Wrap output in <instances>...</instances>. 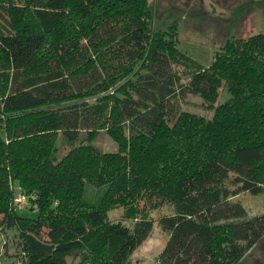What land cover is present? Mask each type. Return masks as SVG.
<instances>
[{
    "label": "trees",
    "instance_id": "obj_1",
    "mask_svg": "<svg viewBox=\"0 0 264 264\" xmlns=\"http://www.w3.org/2000/svg\"><path fill=\"white\" fill-rule=\"evenodd\" d=\"M175 28L154 29L145 0H0V232L17 264H127L165 204L154 264H235L263 237L264 211L235 195L264 194V35L225 39L182 80Z\"/></svg>",
    "mask_w": 264,
    "mask_h": 264
},
{
    "label": "rangeland",
    "instance_id": "obj_2",
    "mask_svg": "<svg viewBox=\"0 0 264 264\" xmlns=\"http://www.w3.org/2000/svg\"><path fill=\"white\" fill-rule=\"evenodd\" d=\"M153 11V28L164 29L176 25L177 54L190 59L188 63L172 64L173 69L186 79L187 72L198 64L208 65L215 51L224 40L232 37L245 38L255 33L264 35V0H145ZM225 89L221 90L219 102L227 98ZM182 109L192 110L199 115L205 114L200 102L195 97H188ZM209 115V112H207ZM101 149L110 150L113 145L109 139L100 134L95 139ZM66 147L62 149L65 150ZM91 191V190H90ZM246 212V216L260 214L264 211V194L241 192L235 195ZM20 204V202H19ZM123 208L115 207L107 211L111 221L119 220L131 226L132 220L123 217ZM171 213L168 204L147 211L151 220V229L146 238L130 253L127 264H154L166 240V233L159 227L158 219ZM15 230L4 228L0 232V264H17L14 257L5 255L13 251ZM73 256L66 258V264H75ZM235 264H264L263 237Z\"/></svg>",
    "mask_w": 264,
    "mask_h": 264
},
{
    "label": "built area",
    "instance_id": "obj_3",
    "mask_svg": "<svg viewBox=\"0 0 264 264\" xmlns=\"http://www.w3.org/2000/svg\"><path fill=\"white\" fill-rule=\"evenodd\" d=\"M17 201L20 202V204H21V202H22V198H19Z\"/></svg>",
    "mask_w": 264,
    "mask_h": 264
}]
</instances>
